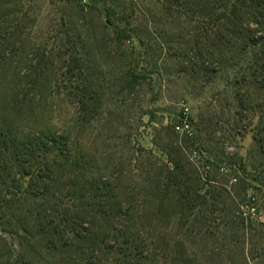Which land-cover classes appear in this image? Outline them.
<instances>
[{
	"label": "rangeland",
	"instance_id": "1",
	"mask_svg": "<svg viewBox=\"0 0 264 264\" xmlns=\"http://www.w3.org/2000/svg\"><path fill=\"white\" fill-rule=\"evenodd\" d=\"M173 1L182 7L177 13L165 4ZM94 2L112 16L108 22L81 13ZM230 8L227 0H0V137L28 148L16 179L0 181V264H118L113 243L102 258L93 240L86 260L88 244L79 238L100 234L97 226L62 228L61 242L34 235L49 223V183L30 186L32 143L53 146L50 138L62 137L68 159L84 168L76 181L102 185L104 199L142 217L131 224L145 248L135 264H264V176L250 188L230 168L203 169L208 160L261 162L255 141L264 131V68L252 56L262 48L264 18L241 9L237 21H217ZM67 35L78 39L73 56L61 50ZM72 61L96 78L93 118L80 104L84 73ZM185 109L193 135L173 129ZM197 149L198 166L190 159ZM19 190L29 197L11 201ZM154 192L157 202L142 205ZM250 196L259 215L245 221L237 213Z\"/></svg>",
	"mask_w": 264,
	"mask_h": 264
},
{
	"label": "trees",
	"instance_id": "2",
	"mask_svg": "<svg viewBox=\"0 0 264 264\" xmlns=\"http://www.w3.org/2000/svg\"><path fill=\"white\" fill-rule=\"evenodd\" d=\"M227 1L231 4V8L228 11L224 10L221 12L217 16V21L223 20L227 23L237 21L241 9L254 12L256 16L264 18V0ZM99 4L100 3L94 2L93 5L88 7L87 5H83L81 8V13L85 14L87 12H95L99 16H104L102 18L108 22L112 16L110 14H106L105 7L102 6L101 8V6H98ZM165 4L170 6L172 5L173 8H182L180 7V4H175V1L167 2ZM175 11L177 13V11H179L178 8ZM202 13H204L201 14L202 17L211 18V13ZM185 17L188 19L190 18L188 13L185 14ZM263 22H261V24L262 28L264 29ZM69 25H71V23ZM123 37L125 36H121L120 38L122 39ZM76 39L77 38L75 36L72 38L70 35L62 38L60 41L61 50L66 48L68 53L73 56L76 51V41L78 40ZM258 45H261L262 48L261 50L255 52V54L252 56V59L254 62L259 64V69H262L264 68V64H262V61H264V40L258 42ZM72 63L74 64L75 62L72 61ZM74 65L75 72L81 71L84 73V75L81 73V75L84 76V82L83 87L81 88L82 100L80 101V104H82V106L86 105L89 117L93 118L98 112L100 105L99 90L97 87L96 78L92 73L87 72V67L83 66V64H80L79 66L78 63H75ZM182 118L183 116L179 118L178 122H181ZM175 126L176 124L173 126L174 131H176ZM257 137L258 140L255 141L256 146L259 147V154L257 157L261 158L259 165L255 163L252 165H247L245 162L243 165L241 163L232 164L225 160H222L221 163H215L213 160H208V165L211 167L216 166L218 171L221 165H227L228 169L230 168L231 171L233 170L236 174L240 173V176L243 177L241 180L246 182L248 186L252 188V186L257 181V174H262V176H264V131H261ZM49 143H53V146H49L42 140L38 139L35 143H32L34 151L31 154V162L29 166L30 170L26 174L31 178L30 186L40 183L43 180L49 183V186L46 184L44 187L48 200L47 207L43 212L44 218L49 219V223H47L43 228L39 229V231L34 234L35 237H41L43 235L46 237L51 235V237H56L55 239L61 242L59 235H61L62 232L60 229H72L75 224L86 223L91 227L97 226V228H101L100 234L90 232L88 233V238L85 240H81V238H79V241L88 244L86 251L89 254L86 255L88 256L86 257V260L93 256L90 249L94 245H90L94 244L93 241H95L99 242L100 244V247L96 246L95 253L98 252V254H102V258L103 254H106L105 249L108 248L105 247V243H113V246H111L108 250L110 251L109 253L114 256L115 263L135 264V261L142 256L145 248L142 239L140 238L139 231L134 225L131 224H135V222L139 221L142 217L128 209L123 211V202L111 195H108L107 198L104 199V196H102L101 193L103 194V191L108 189L103 190L102 185L99 186V184L96 183H84L83 185L82 183L79 184L78 180L76 181L75 178H77V175H79V179H82V175L80 174L83 173L82 171H84V168L68 159L69 141L67 138H60V142H55V139L50 138ZM29 146L32 147L30 144ZM23 147L26 148V145L22 144L21 146L14 145L13 147H10L8 140L4 138L2 141L0 137V181L8 178H11L13 181L16 179L17 168H22V165L19 164V161H22L20 157L22 156V153L27 151L24 150ZM171 163L175 165L176 171L180 174H178V177L186 176L182 167L178 166L173 161ZM259 169H261V172ZM207 177L208 180H205L204 182L208 185L212 184L213 182H211L209 175H207ZM199 179H202V177ZM67 180H70L71 183H67ZM62 181L63 187H60V183ZM156 182L157 179L155 178V180L151 183L155 184ZM53 184L55 185L54 187ZM70 185L74 188V190H67V187ZM262 187H264V183ZM23 194L21 190L16 191L15 194H11L14 197L11 199V201L15 198L21 199V197H26L27 199L29 197L27 192H25L26 196ZM157 194L158 192L146 194L142 200V205L146 206L149 203L152 204L153 202H157ZM182 199L188 200V197L182 196ZM11 201H7L6 203L10 205ZM133 201L134 203L136 202L135 200ZM214 211H218V209ZM123 219H125L127 224L123 223ZM86 220L88 222H86ZM23 232L31 235V232L28 230H23Z\"/></svg>",
	"mask_w": 264,
	"mask_h": 264
},
{
	"label": "built area",
	"instance_id": "3",
	"mask_svg": "<svg viewBox=\"0 0 264 264\" xmlns=\"http://www.w3.org/2000/svg\"><path fill=\"white\" fill-rule=\"evenodd\" d=\"M175 130L181 134L193 135V132L191 130V122L189 121V118H188V109L184 110V116L182 118V121L180 123L176 124ZM190 159L193 161V163L196 166H198L197 162H199L202 159L201 151L199 149L194 150L191 153ZM210 168H211L210 165H205L203 167V169L206 171H209ZM228 170L229 169H228L227 165L223 164V165H221L219 172L222 174L223 173L226 174L228 172ZM205 173H207V172H205ZM203 179L207 181L208 180L207 175L203 176ZM238 181H239L238 178L234 177V178H231L230 183L235 184V183H238ZM252 200H255V199L250 196V199L245 204H242L239 206V210H238L237 214L239 216H241V218L244 219L245 221L246 220L247 221L255 220V219H257V217L259 215L258 208H257L256 204L254 203V201L251 202Z\"/></svg>",
	"mask_w": 264,
	"mask_h": 264
}]
</instances>
